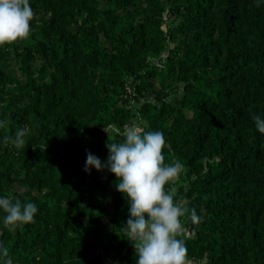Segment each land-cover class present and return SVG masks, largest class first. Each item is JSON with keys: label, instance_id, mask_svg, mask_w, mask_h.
Segmentation results:
<instances>
[{"label": "trees", "instance_id": "1", "mask_svg": "<svg viewBox=\"0 0 264 264\" xmlns=\"http://www.w3.org/2000/svg\"><path fill=\"white\" fill-rule=\"evenodd\" d=\"M29 4V37L0 46V197L38 209L14 230L0 210L12 264H136L116 177L84 171L88 152L103 163L106 143L123 140L109 125L136 114L163 133L165 163L184 165L174 202L203 217L181 218L187 259L264 264V133L252 119H264V0ZM170 82L181 91L166 101ZM19 128L25 148L4 141Z\"/></svg>", "mask_w": 264, "mask_h": 264}, {"label": "clouds", "instance_id": "2", "mask_svg": "<svg viewBox=\"0 0 264 264\" xmlns=\"http://www.w3.org/2000/svg\"><path fill=\"white\" fill-rule=\"evenodd\" d=\"M33 17L29 0H0V46L27 39ZM252 119L256 129L264 133V119L255 114ZM6 124L0 121V128ZM109 128L123 140L106 143L109 155L103 163L88 152L84 171L106 169L116 177V191L126 198L129 208V218L119 231L131 242L138 257L136 264H191L183 239H178L184 232L181 218L187 216L193 225H198L203 217L195 208L189 209L186 202H174L175 182L184 165L175 158L165 163L162 132L145 131L135 122L125 125L122 131L115 125ZM28 131L19 128L14 137L5 135L4 141L25 148ZM166 185H172L167 192ZM0 210L6 214L4 224L10 230L33 223L38 211L35 204L8 196L0 197ZM0 259L3 264H12L7 247L0 246Z\"/></svg>", "mask_w": 264, "mask_h": 264}, {"label": "rangeland", "instance_id": "3", "mask_svg": "<svg viewBox=\"0 0 264 264\" xmlns=\"http://www.w3.org/2000/svg\"><path fill=\"white\" fill-rule=\"evenodd\" d=\"M170 23V18H169V15L165 12L163 17H162V23H161V29L166 32L167 31V27ZM174 47V44L172 42L169 43V48L172 49ZM168 56V53H164L161 55V57L163 59H166ZM158 87V84H156V88ZM165 92L163 93V97H165L164 99L166 101H169L170 99L173 98V95H177L179 94V92L181 91V84L179 83H174V82H170V85L166 86L165 87ZM159 89V87L157 88ZM130 94V89L127 91V97H129V94ZM131 98V97H130ZM149 103H156V99L154 98V96L150 97L148 100H147ZM130 103H131V111L132 112H135V109H137V107L140 106V103L138 102H134L132 99H130ZM137 123L139 124L141 127L145 126V122L143 120H141V118L136 114L135 117H132L131 118V123H127L126 125H130L132 123ZM106 131L109 133V135H111V133L113 132L112 129H106ZM181 182V179L179 178L176 182H175V187L178 183ZM177 188V187H176ZM180 201H183L185 202L183 199H178L177 202H180ZM191 261V264H196L197 262L193 259H188Z\"/></svg>", "mask_w": 264, "mask_h": 264}]
</instances>
